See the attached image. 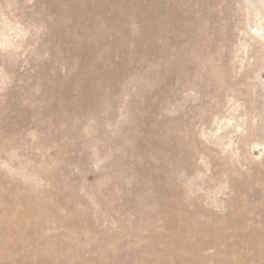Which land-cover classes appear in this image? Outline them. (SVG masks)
I'll return each instance as SVG.
<instances>
[{
  "label": "rangeland",
  "instance_id": "374dc122",
  "mask_svg": "<svg viewBox=\"0 0 264 264\" xmlns=\"http://www.w3.org/2000/svg\"><path fill=\"white\" fill-rule=\"evenodd\" d=\"M0 264H264V0H0Z\"/></svg>",
  "mask_w": 264,
  "mask_h": 264
}]
</instances>
